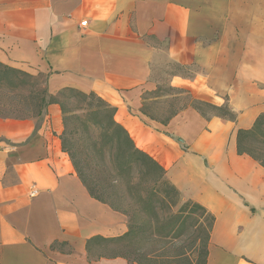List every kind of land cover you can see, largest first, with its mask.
Instances as JSON below:
<instances>
[{
  "label": "crops",
  "instance_id": "obj_1",
  "mask_svg": "<svg viewBox=\"0 0 264 264\" xmlns=\"http://www.w3.org/2000/svg\"><path fill=\"white\" fill-rule=\"evenodd\" d=\"M220 2L0 0V63L43 76L48 95L73 89L115 108L182 198L215 216L206 264H264V169L235 143L264 113V39L237 35ZM161 74L234 121L191 105L164 121L149 116L143 97ZM63 130L58 104L0 114V264H136L88 254V240L123 235L128 218L90 196Z\"/></svg>",
  "mask_w": 264,
  "mask_h": 264
},
{
  "label": "trees",
  "instance_id": "obj_2",
  "mask_svg": "<svg viewBox=\"0 0 264 264\" xmlns=\"http://www.w3.org/2000/svg\"><path fill=\"white\" fill-rule=\"evenodd\" d=\"M10 74H21V72L0 63V84L4 83ZM65 92L75 93L84 103L89 100L86 115L89 117L92 126L99 131V138L103 141L102 146L97 148L93 145L91 150L98 157H104L106 150H108L110 156L108 162H102L94 167V172L99 175L98 177L110 180L108 199L97 195V192H95L97 188H101L103 194L106 193L103 186L98 187L100 186L98 182H94L93 185L89 184V177L84 172L85 167L77 161L75 152L66 146L65 113L58 98ZM49 104H58L61 108L64 126L61 137L62 147L68 154L75 173L90 196L107 204L113 210L123 213L128 218V228L123 235L114 238L93 237L88 240L86 244L88 254L91 256L93 245H99L102 242L120 249H128L134 244L133 239L135 236L141 233H149L150 236L154 235L153 237L165 241L163 242L164 245L160 244L157 250L162 252L166 250L167 245L170 244L169 241L172 239L190 233H195L198 236L202 232V244L200 245L202 253H200L199 261L197 263L187 261L184 264H206L215 216L197 202L182 200L179 190L166 178L165 170L150 156L139 150L126 130L116 123L114 120L116 109L93 93L84 94L73 89H63L54 96L48 95L46 92V98L42 99L37 114L40 115L42 110ZM211 107L214 110L222 111L220 117L234 121L235 117L227 107ZM195 109L200 112L198 108L195 107ZM200 113L204 116L202 112ZM235 143L237 155L249 157L264 169V113L256 118L251 128L236 131ZM82 148L86 154L92 153L86 145L83 144ZM138 208L147 214L145 224L138 225L137 223L135 216ZM157 210L166 213V217L160 219ZM202 216H206L207 224L205 227L199 224V219ZM157 251L148 255V258L152 256L154 259L160 258L161 256L159 257L155 253ZM95 256H118L130 263L142 264L138 260H130L127 253L110 255L103 253ZM164 259L169 260L166 256ZM166 264L178 263L170 260Z\"/></svg>",
  "mask_w": 264,
  "mask_h": 264
},
{
  "label": "rangeland",
  "instance_id": "obj_3",
  "mask_svg": "<svg viewBox=\"0 0 264 264\" xmlns=\"http://www.w3.org/2000/svg\"><path fill=\"white\" fill-rule=\"evenodd\" d=\"M220 13L225 17L221 21H230L235 27L237 35L241 37L245 35L247 39L251 40L264 39V0H221ZM20 72L21 74H10L9 78L0 84L1 115L15 118L36 115L41 107L42 99L46 98L45 78L41 75L34 76L23 71ZM165 72V74H169L168 71ZM167 80L168 75L161 74L159 77L161 84L157 91L143 97V110L149 116L164 121L188 105L198 108L205 116L222 114V111L214 110L208 103L192 99L191 95L186 94L184 90L170 87ZM58 98L66 118V121L64 118L66 146L75 152L77 161L85 167L84 172L89 177V184L93 185L94 182H98L100 185L98 187L103 186L106 193L103 194L101 188L95 189V192L99 197L106 199L109 194L110 180L98 177L99 175L94 172V167L102 162H108L110 156L108 150H106L104 157L94 155L91 150L93 145L97 148L102 146L103 141L99 138V131L92 126L89 117L86 115L89 100L84 103L78 95L72 92H65ZM83 144L88 147L92 152L91 154L84 152ZM182 200L185 201L186 199L182 198ZM161 211L157 210L160 219L166 217V213H161ZM135 217L138 225L146 223L147 214L140 208L136 209ZM199 224L202 227L206 226V216L200 217ZM153 236H150L149 233L137 234L133 239L132 247L125 250L104 242L99 245L95 244L92 246L91 255L127 253L130 260H138L142 264H166L170 260L178 264H184L187 261L193 263L199 261L200 253H202L200 249L202 232L198 236L195 233H190L172 239L169 241L170 244L167 245L166 250L162 252L157 250L160 244L164 245L163 242L165 241ZM154 251H157L155 252L156 255L161 257L158 259H154L153 256L148 258V255ZM165 256L169 260L164 259Z\"/></svg>",
  "mask_w": 264,
  "mask_h": 264
},
{
  "label": "built area",
  "instance_id": "obj_4",
  "mask_svg": "<svg viewBox=\"0 0 264 264\" xmlns=\"http://www.w3.org/2000/svg\"><path fill=\"white\" fill-rule=\"evenodd\" d=\"M81 25H85V22H82ZM37 194V190L34 188V187H31L30 188V191H29V196L30 197H33Z\"/></svg>",
  "mask_w": 264,
  "mask_h": 264
}]
</instances>
